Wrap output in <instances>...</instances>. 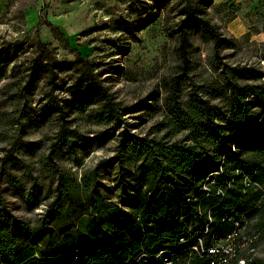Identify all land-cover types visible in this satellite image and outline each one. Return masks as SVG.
<instances>
[{"label": "trees", "instance_id": "trees-1", "mask_svg": "<svg viewBox=\"0 0 264 264\" xmlns=\"http://www.w3.org/2000/svg\"><path fill=\"white\" fill-rule=\"evenodd\" d=\"M119 1L135 16L120 26L127 33L165 15L182 62L163 78V119L148 135L121 129L158 95L124 103L61 25L45 21L59 45L76 52L73 59L60 58L41 37V21L23 28L26 0H0V20L20 26L17 36H0V106L11 109L0 112V124L56 127L41 168L28 167V189L3 168L27 212L46 207L20 216L0 194V264H264V68L227 58L236 39L208 17L211 0ZM257 15L264 32V0ZM200 53L206 75L195 80L191 65ZM79 118L104 125L95 146L118 140L111 158L81 176L58 161L65 151L77 156V144L92 150L94 137L73 128ZM117 164L122 191L111 200L101 186Z\"/></svg>", "mask_w": 264, "mask_h": 264}, {"label": "rangeland", "instance_id": "rangeland-1", "mask_svg": "<svg viewBox=\"0 0 264 264\" xmlns=\"http://www.w3.org/2000/svg\"><path fill=\"white\" fill-rule=\"evenodd\" d=\"M211 1L207 7L208 17L219 32L236 39L235 48L225 51L227 58L232 62L254 63L264 68L263 23L257 15L259 0ZM164 17L163 14L157 16L156 21L148 26L137 27L133 33H127L122 31L120 26L125 23L124 19L133 20L135 16L127 4L119 0H26L25 23L22 25L28 30L37 27L41 21V37L58 47L60 58L73 59L76 52L59 45L53 37L51 27L45 24V21L61 25L70 45L84 58L98 64L99 69L104 70L102 78H106V84L124 103L133 104L158 95L159 99L148 100L147 110L128 117L130 125L121 129L142 136L148 135L153 125L163 119V111L159 109L165 91L163 78L172 75L175 65L182 63L174 55V41L166 36L167 25L163 23ZM18 25L15 20L9 21L7 18L0 20V36L8 38L17 36L19 33L17 27H20ZM200 41L197 40L199 45ZM203 47L201 45V49ZM202 53L194 58L191 65L194 69L192 68L190 75L195 80L206 75L205 54ZM184 90L188 91V84L184 86ZM0 112L10 114L11 109L5 110V106L1 105ZM103 126L91 123L85 118L77 119L73 128L94 137L90 144L92 150L86 152L77 144V156L65 151L60 158L58 157V161L81 176L103 159L111 158L116 152L117 139H110L100 147L95 146L97 142L95 137ZM55 129L54 122L41 127L27 125L24 128L0 124V194L2 193L10 202L17 215L34 217L45 209L46 204H42L35 212H27L24 201L18 194L19 186L10 185L9 176L1 174L3 168L13 174L15 183H21L28 189L30 186L28 167L31 164L36 171L41 168L39 160L43 155H48ZM161 134L155 133L157 136ZM18 135H21V138ZM14 141L18 142L14 144ZM7 154L10 155V162L4 166L2 159ZM130 166L134 168V163ZM107 169L112 171L106 172L101 190L109 199L118 200L123 183L121 169L118 164L114 168L108 166ZM132 173L135 174V171L132 170ZM41 175L46 179V185H49L51 182L47 177L49 174ZM126 179L129 187L136 184L134 177L128 175ZM258 253L264 255V245L258 248Z\"/></svg>", "mask_w": 264, "mask_h": 264}, {"label": "built area", "instance_id": "built-area-1", "mask_svg": "<svg viewBox=\"0 0 264 264\" xmlns=\"http://www.w3.org/2000/svg\"><path fill=\"white\" fill-rule=\"evenodd\" d=\"M232 250V246L229 244V245H227L226 247H224V251L225 252H229V251H231ZM211 251H215V250H211Z\"/></svg>", "mask_w": 264, "mask_h": 264}]
</instances>
